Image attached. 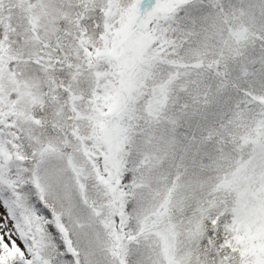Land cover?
<instances>
[{"label": "snow or ice", "instance_id": "snow-or-ice-1", "mask_svg": "<svg viewBox=\"0 0 264 264\" xmlns=\"http://www.w3.org/2000/svg\"><path fill=\"white\" fill-rule=\"evenodd\" d=\"M0 264H264V0H0Z\"/></svg>", "mask_w": 264, "mask_h": 264}]
</instances>
